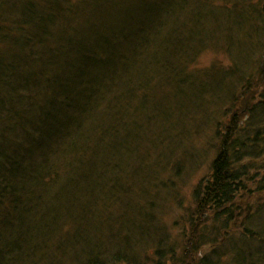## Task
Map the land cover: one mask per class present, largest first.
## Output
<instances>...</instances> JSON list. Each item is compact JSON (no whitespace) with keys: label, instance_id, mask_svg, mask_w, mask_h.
<instances>
[{"label":"rangeland","instance_id":"obj_1","mask_svg":"<svg viewBox=\"0 0 264 264\" xmlns=\"http://www.w3.org/2000/svg\"><path fill=\"white\" fill-rule=\"evenodd\" d=\"M69 1L78 7L77 14L79 15L80 12L82 14L76 22L83 26L88 24L93 31L100 29L116 12H122L124 7L129 9L134 5V0L117 1L112 8H106L108 0L99 1V6L93 3L94 0ZM91 2L93 5H90ZM187 2H189L188 12H182L178 7L176 13L169 17L173 18L172 22L164 29L162 36L156 39L152 48L157 56L153 59L163 61L168 67L170 66L167 67L169 79L165 81L157 79L155 85L152 83L144 92L141 89H138V92L127 90L130 88L128 82L123 83L124 87L121 83V86L101 84L108 91L106 93L108 97L103 99L102 104L99 103L94 116L88 119L86 118L88 114L85 115L84 118L88 120L83 132L76 131L74 133L77 134L62 140L61 143L53 141L49 146L52 156L50 154L48 158L39 156V160L43 161L45 158L44 165L42 166L41 161L38 169L37 164L33 162L34 166L31 168L30 165L27 168L28 172L23 173L21 178L19 177L20 181L18 179L16 182L19 185V195L30 199L26 204L27 210L31 208L26 216L28 224L26 223L19 231L23 239L28 237L29 245L25 250H29L30 241L35 238L39 229L44 228L46 222H49L47 225L51 231L53 228L57 230L56 235L59 237L73 235L82 227L79 222L82 218L80 214L87 210L90 202L97 205V210L89 207L97 215L89 220L91 223L89 232L92 231L95 240L90 244H80L76 255H71L69 259L68 256H63V253L59 254L55 245L49 244V251L45 245L40 248L48 251L49 258H39L40 252L35 258L31 256L29 258V254H26L23 257L26 262L21 260L22 263L19 261L17 264H83L92 255L102 256L101 253L111 255L115 250H119L122 247L123 236L128 238L130 243L133 240L139 242L134 243L135 246L140 245L135 255L139 256L143 263L146 260L149 264H154L158 248L160 252H167L169 255L162 264H200L204 261L209 264H241L238 263L240 258H248L246 252L263 245V242L245 238L243 225L248 210L244 205L247 203L245 200L237 204L241 206L243 214L237 228L219 232L222 230V223L217 224L218 222L215 223L212 219L197 233L192 228L193 220L196 224L199 222L197 217L193 216L196 210L194 194L198 187L208 181L206 177L210 176L211 164L216 159L217 149L220 146L218 133L220 127L229 119L228 109L235 105V100L241 101L244 111L243 115L240 113L244 123L239 125L240 130L236 132L239 142L245 144L247 148H257L254 131L259 128L264 129V108H262L264 106V21L255 20L264 16V0H187ZM46 3L44 0H0V64L5 65L4 70L9 68L14 75L16 74V78L19 79L18 84L13 85L16 88H19L24 80L23 74H20L23 63L34 66L35 60L43 57L44 51L41 52L43 45L38 42L41 37L46 36L44 34L46 23L41 20L39 13L47 12ZM30 13H37L40 19H32L34 22L28 23ZM178 20L180 22L176 24ZM117 25L119 26L120 22H117ZM120 29L121 25L117 30ZM50 36L48 42L51 40ZM28 37L33 41L32 46L18 43L19 39L27 40ZM176 46L179 49L174 50ZM155 48L157 50L167 48L168 52L159 53L154 50ZM178 72L183 79H179L181 83L173 81L174 77L178 76L176 75ZM142 75L139 70L136 76ZM133 86L137 89V86ZM126 91L128 96L124 98ZM144 94L148 99L154 97L156 104L151 103L149 106L142 104L140 99L146 98ZM119 96L120 100L116 102ZM128 99L131 100L130 106H133V111L128 117L127 114L124 115L127 128L122 121L120 125L124 130L121 133L122 138H125L132 129H136L134 127L136 125L139 130L137 129L132 136L136 139L137 132L139 137L131 147L125 148L126 150L120 149L122 158L126 156L122 159L124 167L121 165L119 170H116L117 174L110 172L108 177L103 179L101 187L104 186V189L101 192L100 189L94 192V188L87 194L83 193L84 197L78 194L74 197L72 192H67L65 195L66 170L72 166L73 171H77L78 177L83 178L85 174L87 175V170L93 167L92 158L97 159V164L100 163L98 160L103 157L100 153L106 150L99 142L96 132L107 130L109 123L114 120L113 115L110 116L109 113L111 109L116 108V105L126 107ZM106 103V107L109 108L105 111L103 105ZM157 104H160L158 108L155 107ZM5 114L6 112L1 111V118H6ZM122 114L123 112L119 114L120 118H123ZM130 117L135 123L130 122ZM120 122V119L116 120V128ZM22 123L14 131L12 128L9 132L4 130L6 141L17 143L27 137L28 124ZM68 136H71V132ZM73 137L76 139L73 140ZM41 138L42 136L36 139ZM98 142L102 145L100 152H97L95 157H91V152ZM262 142L264 143V138ZM38 147L39 150L36 145L33 148L35 160L36 153L47 148L46 144ZM86 147L88 150L82 154L87 155L82 157L79 154L80 150ZM44 153L46 154V151ZM48 161H51L52 165L48 166L46 163ZM245 163L253 165L248 181L245 182L248 193H244V197L246 200L251 197L250 206L254 211V216L249 222L247 221L246 230L255 231L254 236H262L264 214L262 211L260 213L257 211L259 206V208L264 206V192L260 195L264 187L259 186L260 184L264 186V156L259 160L248 158ZM35 168H37V172H34L36 175H31ZM39 170L42 172L40 173ZM91 174L92 172L89 176ZM92 181L99 187L98 183L101 180L97 179V175ZM93 192L96 196L90 201ZM89 194L90 198H87ZM76 199L78 200L75 201ZM42 202L47 203L45 206L47 209L44 211L40 206V212L36 213L37 203L42 205ZM58 202L61 206L60 211L53 210V214H50L53 206ZM78 202L81 210L80 213H75L73 210ZM42 213L46 215L45 217L50 214L53 218L51 220L47 218L44 223L39 220L42 218ZM134 217L141 227L146 226L141 234L137 233L135 224L131 222ZM21 220L22 218L19 217V221ZM126 222L128 225L125 224ZM122 225H125L124 229H121ZM213 228L216 232H213ZM0 231L3 235L0 234V243H2L11 235L7 231L2 232L1 229ZM119 231L122 232L119 234ZM191 235L199 240L198 244L202 249L194 253L195 258L188 259L183 253L187 241L196 240L188 238ZM254 236L251 238H255ZM42 252L45 256L44 251ZM236 252L238 253L234 254ZM242 252L243 255L240 256ZM232 254L238 256V261L235 257L233 260ZM32 260L36 262L33 263Z\"/></svg>","mask_w":264,"mask_h":264},{"label":"trees","instance_id":"obj_2","mask_svg":"<svg viewBox=\"0 0 264 264\" xmlns=\"http://www.w3.org/2000/svg\"><path fill=\"white\" fill-rule=\"evenodd\" d=\"M44 1L47 2V12L44 13L43 11V13L39 14L41 20L46 23V26H44L45 31L43 30L46 36L45 38L41 37L40 42H38V44L43 45L41 46V52L44 51L42 53L43 57L35 60L34 66L23 63L20 74H23L22 77L24 80L19 88L13 86L14 84H18L19 79L16 78V74L14 75L13 71L9 68L4 70L5 65L2 66L0 64V74L2 75L0 76V113L1 111L6 112V118H1L0 116V135H2L0 137V229L2 232L7 231L11 235L8 239L0 243V264H17L21 260L25 261L23 257L26 254H29V258L30 256L35 258L38 252H40L39 258H49V244L52 246L55 245L58 250L57 252L59 254L63 253V256H68L67 258L69 259L71 255H76V252H78L77 247L80 244H90L95 240L92 237V231L89 232V224H91L89 220L96 215L92 209L97 210V205L90 204L92 203L90 202L87 210L85 211L84 209L83 211L85 212L80 214L82 218H80L81 220L79 219V222L82 226L81 228L84 227L83 229L79 228L70 237H59L56 235L58 233L57 230L52 227L53 229L51 231L49 225H47L49 222H46L44 228L38 230L34 238L35 241H33L34 239L30 241L29 250H25L29 245L28 237L27 239H23L19 231L26 223L28 224L26 216L30 213L31 208L28 209V212L26 204L30 199L27 196L21 197L19 195V185L16 182L23 173L28 172L27 168L30 165L31 168L34 166L33 162L37 164L39 169L38 164L42 161V159L39 160V156L49 157L50 151H52L49 146L53 141L55 143L57 141L61 143L62 140L64 141L77 134L74 132H83L85 123L89 117L95 115L99 103L102 104L103 99L108 97L106 95L108 91L101 84H106L107 86L116 84L121 86L122 84V87H124L123 83L128 82L130 88L127 90L138 92V89H141L144 92L146 87L151 86L152 83L155 85L157 79L168 80V66L163 61L160 62L159 60L153 59L157 56L154 54L152 48L154 47L156 39L162 36L164 29L172 22L173 18L170 19V15L176 13L178 7H180L182 12H188L189 9V2L187 0H134V5L129 7V9L124 7V10H121L122 12H116L114 15H110L111 18H108L107 22L100 29L93 31L89 28L88 24L87 26H83L78 21L76 22L80 18L81 12L79 15L77 14L79 13L76 11L78 7L71 4V1ZM99 1L101 0H94L93 3L99 6ZM117 1L123 2V0H108L106 8H112ZM48 2L50 3L49 5ZM90 5H93L92 2ZM118 15L119 17H117ZM40 16L37 13H30L28 23L31 24L34 22L32 19H40ZM117 22H120V31L117 30L120 26L117 25ZM22 30L25 31V28L22 27ZM49 35H51V40L48 42ZM18 43L32 46L33 41L31 37H28L27 40L19 39ZM177 49H179L178 46L174 48V50ZM154 50L157 49L155 48ZM158 51L159 53L168 52L167 48L166 50L161 48ZM137 68L143 74L141 77L136 76L139 71ZM176 75L178 76L176 78L174 77L173 81L179 82L182 76H180L181 74L179 72ZM133 85L137 86V89ZM94 94L96 95L94 96ZM127 96L126 91L124 98H127ZM144 97L146 98L140 99L142 104L146 106H149L151 103L156 104L154 97L151 96V99H148L145 94ZM117 99L116 102H119L120 96ZM127 102L126 107L116 104V108L113 107L111 109L110 107L113 112L110 111L109 113L110 116L113 115L114 120L112 123L107 122L109 123L107 130L96 132V134L98 133V139H100L99 142L105 148L104 150H106L100 153V156H103L100 157L102 159L98 160L100 163L97 164V159L92 158L91 161H94L93 167L87 170L88 176L85 174L83 178L78 177L77 171H73L72 166L70 168L68 167L65 172V183L67 184L65 195L67 192H72L74 197L78 195L84 197L83 193L87 194L90 189L93 190L94 188V192L96 190L99 191V189V192H101L104 189V186L101 187V183L104 181L103 179L106 176L108 177L110 172L117 174L116 170H119L121 165L124 167L122 159L126 156L122 158L120 149L126 150L125 148L131 147L132 143H136L139 137V133L137 132L136 139L135 136H132L137 129L139 130L136 125L134 126L136 129H132L126 134L125 138H122L121 133L124 130H122L123 127H120V125H122L123 121L125 124L124 127L127 128L125 118L129 114H132L133 111V106H130L131 100L128 99ZM106 105L107 103L103 105L105 111L109 108ZM158 105L160 104H157L155 107L158 108ZM242 109L241 101L235 100V105L228 109L230 112L228 114L230 115L229 121L227 120L220 127L217 138L220 146L217 149L216 159L211 164L210 176L206 177L208 181H205L206 183L202 184L200 188L198 187L194 194L196 210L193 216L195 218L197 217L199 222L196 224L193 220L192 230L197 233L201 230V227L208 225L211 219L215 223L218 222L217 224L222 223V230H219V232H227L232 230V228H237L236 226L238 225L240 217L243 215L241 206L237 204L239 202L243 203L242 201L245 200L247 205H244L248 208L247 216L245 217L246 220L244 221V225L242 224L245 230V238L263 242V245H260L258 249H252L246 252V255H248L247 259H241L239 257L240 259L238 261V256H234V254L238 253L236 252L232 254L233 260L235 257V260L241 264H264V238L262 239L264 235L254 236L255 231L249 230L248 232L246 230L247 221L249 222L254 216V211L250 206L251 197L248 200L244 197L248 193L245 182L248 181L251 166H253L252 163L249 165L245 161L248 158L259 160L260 157L264 156V143L262 142L264 129L259 128L257 131H254L256 133L254 138L257 140V143L255 142L257 148H247L245 144L240 143L236 137V132L240 130L241 126L239 125L244 123V118L242 117L244 111ZM122 112L123 118H120L119 114ZM86 114H88L86 117L88 118L87 120L84 118ZM125 114H127L126 117H124ZM150 117L152 118L153 116L151 115ZM117 119L121 120L118 128H116ZM129 119L130 122L135 123L132 121V117ZM21 122H23L22 124H28L29 133L27 137L17 143L6 141L4 130L5 132H9L10 128H12V131H14V129L19 127ZM69 132H71V136H68ZM40 136H42L41 139H36ZM66 136L68 137L66 138ZM79 136L78 139L81 137ZM99 142L91 152V157H95L100 152L102 145H99ZM126 142L129 144L127 145ZM41 144H46L47 148L42 152L36 153L37 158L35 160L33 148L36 145L39 150L40 146L38 147V145ZM86 150H88L87 147L81 149V153L79 154L82 157L86 156L87 154L84 156L82 154L83 152L86 153ZM44 151H46V154ZM43 161L42 166L44 165ZM46 163L48 166L52 165L51 161ZM32 171L31 175H36L34 172H37V168ZM39 172L41 173L42 171L39 170ZM91 172L90 177L89 174ZM96 175L97 179L102 181L98 183L99 187L92 181L96 179ZM259 186L264 187L262 184ZM94 192L91 194V198L90 194L87 197L90 198V201L95 199L96 193ZM262 192L264 190L260 191V195ZM97 204L99 205V203ZM76 205L75 209L74 207L72 209H74L73 211L75 213H80L81 205L79 202ZM40 206H42L41 208L44 211L47 209L45 207L47 203L42 202V205L37 203L36 213L40 212ZM89 207L92 209L90 210ZM259 207L257 213L262 211L264 214V206ZM60 208L61 206L58 202L53 206L50 214L53 210L60 211ZM50 214L45 217L46 215L42 213V218L39 220L44 221V223L47 218L51 220L53 217L51 218ZM19 217L22 218L21 221H19ZM135 221L137 219L134 217L131 222L135 224L134 228L137 230V233H143L146 226L141 227L139 222ZM128 222L125 224L128 225ZM138 225L140 226L139 228ZM124 228L125 225H122L121 229ZM121 232L119 231V234ZM213 232H216L215 228H213ZM0 234L2 235L1 231ZM39 234H41L40 238L37 239ZM95 236L98 237L97 234ZM251 236L257 239L251 238ZM188 238L196 239L192 235ZM198 241L197 239L195 241L192 239L187 241L188 244L183 253L186 255V258H195L194 253L202 249ZM121 243L122 247L119 250H115L111 255H103L102 253V256L92 255L83 264H149L146 260L143 263L140 257L135 255V252H137L136 249L140 245L135 246L134 243H139L138 241L133 240L130 243V240L123 236ZM43 245L47 247L48 251H45V248L40 249ZM203 245L205 246V244ZM41 250L44 251L45 256ZM242 255L243 252L240 256ZM168 256L167 252L162 253L158 248L153 263L162 264ZM200 264L209 263L204 261Z\"/></svg>","mask_w":264,"mask_h":264},{"label":"bare ground","instance_id":"obj_3","mask_svg":"<svg viewBox=\"0 0 264 264\" xmlns=\"http://www.w3.org/2000/svg\"><path fill=\"white\" fill-rule=\"evenodd\" d=\"M264 5V4H263ZM264 7V6H263ZM261 7V8H263ZM255 20H258V21H264V16H261V17H258L256 18ZM180 21L178 20V22H176V24H178ZM172 79V77H170Z\"/></svg>","mask_w":264,"mask_h":264}]
</instances>
